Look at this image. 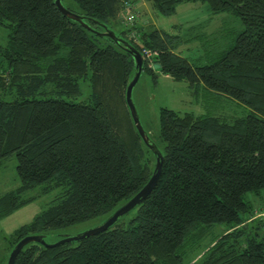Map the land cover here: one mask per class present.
I'll return each instance as SVG.
<instances>
[{
  "label": "trees",
  "instance_id": "obj_1",
  "mask_svg": "<svg viewBox=\"0 0 264 264\" xmlns=\"http://www.w3.org/2000/svg\"><path fill=\"white\" fill-rule=\"evenodd\" d=\"M53 1L0 0V158L14 152L19 180L0 193V217L32 199V188L51 193L6 238L0 264L24 234L44 239L60 226L102 221L153 169L154 154L124 102L132 53L98 34L104 28L139 51H156L158 67L141 64L152 77L157 70L184 79L195 99L229 96L245 113L225 119L160 107L157 132L142 125L162 155L151 190L104 230L52 246L28 241L12 264H264V235L241 223L252 213L245 193L259 196L264 187V0H144L164 15L180 2L204 1L211 13L239 18L242 28L223 46L191 59L176 52L173 36L136 26L134 14L130 28L110 27L118 13L135 12L136 0H59L89 29ZM79 79L88 81L86 98L65 99L80 91ZM120 100L131 131L126 140Z\"/></svg>",
  "mask_w": 264,
  "mask_h": 264
},
{
  "label": "rangeland",
  "instance_id": "obj_2",
  "mask_svg": "<svg viewBox=\"0 0 264 264\" xmlns=\"http://www.w3.org/2000/svg\"><path fill=\"white\" fill-rule=\"evenodd\" d=\"M139 1L141 0H136L132 5L135 11L133 14L136 17L134 22L136 26H141L145 32L157 29L164 31L168 36H173L174 40H171L170 43L178 54L188 59L198 56L204 49L220 48L225 44L224 42L231 38L233 32L242 28L239 18L231 11L222 10L211 13L204 1L180 2L176 5L174 13L169 15L160 14L149 1L142 0L145 3L143 6ZM125 14L124 12L118 13L114 19L115 24L110 26L116 33L130 28V23L124 24ZM138 34L136 35L132 30L129 35L134 41L139 42V37H136ZM5 36L6 29L0 27V41H3ZM78 83L80 91L74 95L63 96L65 99L76 101L86 98L89 91L88 81L79 79ZM193 96L184 79H176L157 70H154L153 77L151 73L141 70L131 91L138 119L151 136L157 132L158 110L162 106L179 112L201 113L208 111L225 119L245 113V107L241 103L226 95L218 94L213 100H202V97L195 99ZM118 107L119 134L126 140L130 137L131 131L127 125L125 109L121 100L118 102ZM145 154L149 157V164H153V156L147 152ZM15 163L14 152H9L0 158V193L19 183ZM29 193H34L35 196L0 217V254L5 252L6 238L13 229L19 224L29 221L45 205L51 195L49 192L36 193L33 188L29 190ZM245 196L251 199L252 213L248 219L241 223L251 229L254 227L253 230L257 232L258 236L264 235V220L254 215L255 210L264 208V187L259 196H253L249 191L245 193ZM257 221L259 224L255 226ZM99 222V218H93L67 224L46 232L43 237L46 242H52L57 239L58 234H77Z\"/></svg>",
  "mask_w": 264,
  "mask_h": 264
},
{
  "label": "water",
  "instance_id": "obj_3",
  "mask_svg": "<svg viewBox=\"0 0 264 264\" xmlns=\"http://www.w3.org/2000/svg\"><path fill=\"white\" fill-rule=\"evenodd\" d=\"M54 5L58 9V11L65 17L72 19L74 21H77L80 25H82L85 28L89 27L82 22L81 18L76 14L68 9L64 8L59 0H54ZM98 34H102L105 36H108L110 38H113L114 40H119L123 43L124 49H127L129 52L132 53L133 61H134V71L127 81L124 89V102L127 107L130 119L133 123V126L135 127L138 135L141 137L142 141L152 150L154 154V164H153V169L148 176V178L145 180V182L131 195L129 196L126 200H124L121 204H119L114 210L108 214L102 221H100L97 224H94L82 231H80L77 234L73 235H66L63 234L59 238L55 239L52 242H46L42 238V234H37V233H28L24 234L20 238L17 239V241L12 245L10 250L8 251V254L5 259L4 264H12L13 260L15 258V255L19 251V249L23 246L28 241L34 240L38 241L43 245L46 246H52L56 245L65 241H69L72 239H78L81 238L85 235H90L94 234L98 231L104 230L108 225H110L116 218L117 216H120L124 213H126L130 208H132L136 203H138L153 187L155 182L157 181V178L160 174V169H161V163H162V155L160 151L154 146V144L149 141L147 133L144 131L139 119L138 115L134 106V103L131 98V88L135 81L138 78L139 72L141 70V64H142V56L141 53L138 49L133 48L129 43L124 41L123 39L116 37L114 38V34L110 29L104 28L103 32H98ZM152 68H156L159 66L158 62L153 61L151 64Z\"/></svg>",
  "mask_w": 264,
  "mask_h": 264
},
{
  "label": "built area",
  "instance_id": "obj_4",
  "mask_svg": "<svg viewBox=\"0 0 264 264\" xmlns=\"http://www.w3.org/2000/svg\"><path fill=\"white\" fill-rule=\"evenodd\" d=\"M126 7H127V5H126ZM132 20H133V13H128L124 18V23H126V24L131 23ZM140 53L142 55V59H145L147 65L150 66L153 62V55L156 53V51L150 50L147 48H142L140 50ZM254 215H256V217H258L259 219L262 218L261 220H264V208L259 209L257 211L255 210Z\"/></svg>",
  "mask_w": 264,
  "mask_h": 264
},
{
  "label": "crops",
  "instance_id": "obj_5",
  "mask_svg": "<svg viewBox=\"0 0 264 264\" xmlns=\"http://www.w3.org/2000/svg\"><path fill=\"white\" fill-rule=\"evenodd\" d=\"M139 2H141V3H140L141 6L145 5L144 1H142V0L139 1Z\"/></svg>",
  "mask_w": 264,
  "mask_h": 264
}]
</instances>
